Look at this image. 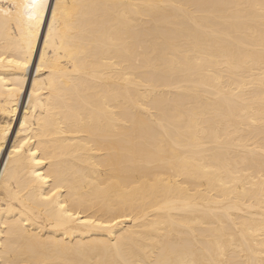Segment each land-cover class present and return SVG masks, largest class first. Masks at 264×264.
Returning <instances> with one entry per match:
<instances>
[{"label":"bare ground","instance_id":"bare-ground-1","mask_svg":"<svg viewBox=\"0 0 264 264\" xmlns=\"http://www.w3.org/2000/svg\"><path fill=\"white\" fill-rule=\"evenodd\" d=\"M0 264H264V0H0Z\"/></svg>","mask_w":264,"mask_h":264},{"label":"snow or ice","instance_id":"snow-or-ice-1","mask_svg":"<svg viewBox=\"0 0 264 264\" xmlns=\"http://www.w3.org/2000/svg\"><path fill=\"white\" fill-rule=\"evenodd\" d=\"M33 6H35V0H33Z\"/></svg>","mask_w":264,"mask_h":264}]
</instances>
